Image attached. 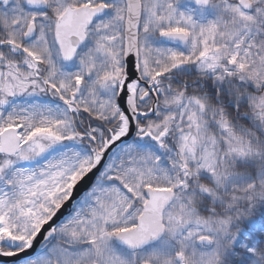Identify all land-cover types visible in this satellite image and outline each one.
Instances as JSON below:
<instances>
[{"label":"snow or ice","instance_id":"obj_1","mask_svg":"<svg viewBox=\"0 0 264 264\" xmlns=\"http://www.w3.org/2000/svg\"><path fill=\"white\" fill-rule=\"evenodd\" d=\"M0 264H264V0H0Z\"/></svg>","mask_w":264,"mask_h":264}]
</instances>
